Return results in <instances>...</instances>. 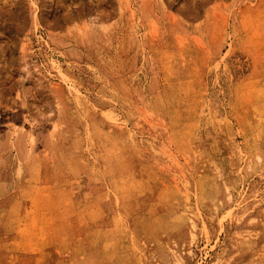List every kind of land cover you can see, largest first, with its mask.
I'll use <instances>...</instances> for the list:
<instances>
[{"label": "rangeland", "instance_id": "rangeland-1", "mask_svg": "<svg viewBox=\"0 0 264 264\" xmlns=\"http://www.w3.org/2000/svg\"><path fill=\"white\" fill-rule=\"evenodd\" d=\"M0 264H264V0H0Z\"/></svg>", "mask_w": 264, "mask_h": 264}, {"label": "bare ground", "instance_id": "bare-ground-1", "mask_svg": "<svg viewBox=\"0 0 264 264\" xmlns=\"http://www.w3.org/2000/svg\"><path fill=\"white\" fill-rule=\"evenodd\" d=\"M51 217V216H50ZM51 223V222H50ZM32 230V229H31ZM28 234V233H27ZM31 237V236H30ZM24 245V244H23ZM24 248V247H23ZM78 255V254H77Z\"/></svg>", "mask_w": 264, "mask_h": 264}]
</instances>
